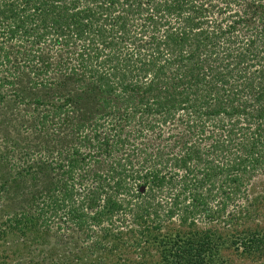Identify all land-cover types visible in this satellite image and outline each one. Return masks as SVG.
Segmentation results:
<instances>
[{
  "label": "trees",
  "instance_id": "1",
  "mask_svg": "<svg viewBox=\"0 0 264 264\" xmlns=\"http://www.w3.org/2000/svg\"><path fill=\"white\" fill-rule=\"evenodd\" d=\"M218 1L224 7L210 0H0V117L27 141L6 180L11 186L0 183V193L18 198L8 225L48 229L54 218L63 236L80 238L78 249L118 264L111 253L131 248L130 236L141 243L161 219L212 217L207 189L206 196L196 190L205 180L231 170L232 182L259 168L264 174V0ZM228 1L241 10L211 24L210 13L221 17ZM36 89H45L41 97ZM127 109L140 135L186 129L192 136L205 119L206 134L199 121L200 138L183 153L155 145L149 152L157 160L149 162L136 146L124 154L133 133L124 128ZM192 160L202 162L200 180ZM155 186L173 190L164 204ZM221 194L223 208L230 191ZM210 234L206 248L217 251ZM254 238L243 250L264 247L263 234ZM199 255L182 264H205Z\"/></svg>",
  "mask_w": 264,
  "mask_h": 264
},
{
  "label": "rangeland",
  "instance_id": "2",
  "mask_svg": "<svg viewBox=\"0 0 264 264\" xmlns=\"http://www.w3.org/2000/svg\"><path fill=\"white\" fill-rule=\"evenodd\" d=\"M210 2H217V4H219L218 6L224 7V3H221V1L210 0ZM227 4L230 5H228L227 10H224L221 17L218 14L213 15L210 13L211 18L209 16L210 19L208 18V21L211 20V24L220 20H223L224 24L228 20L230 13L234 10H241L239 5L231 1H228ZM243 28L244 27H241V33L239 32V34H243ZM249 33L250 32L247 31V34ZM240 40L241 42H239V44H233L235 50H238L236 46L240 48L245 41L244 38ZM70 63L75 64V59H70ZM48 76L52 77L53 74L49 73ZM36 90V94L41 97L45 89ZM196 98H199L198 95H196ZM200 98L202 99L203 97L201 96ZM201 99H198V101H201ZM126 112L129 114V109H127ZM135 115H137L136 112ZM2 119L3 118L0 117V183L5 182L4 188L8 189L12 183L6 180H8L7 178L9 176L11 177L15 166L20 164V155H22L21 152L24 150L27 141H24L22 138L23 142L19 136L13 135L12 127H14V124L12 120L4 123ZM223 119L225 120V117H223ZM125 120L130 122H127L128 124L124 128H126L127 131H133V133L128 134L126 144L123 145L125 149L124 154L126 152H136L140 157L146 155L148 161L153 163L157 160L158 154H152L149 151H153L155 145H162L166 150L167 146L175 144L176 147H174V152L179 150L178 152L183 153L191 140L194 141L199 139V134H206V123H203L206 122V119L205 121H196L197 125L193 129L194 134L192 136L185 132L186 129L179 132L177 131L176 133H174L173 129L164 130L160 136H156L154 133L155 131H151L149 136L140 135L138 131H135L137 130L136 124L132 122L130 114L129 117H125ZM199 121L203 123V132L199 133L197 136L195 134ZM124 133L123 131L121 135L122 140H124ZM240 133L239 131L237 140L242 138ZM202 141L203 140L198 142V148L206 147V140L204 142ZM165 145L167 146L165 147ZM133 146H136L135 152L132 151ZM143 148L145 150H143ZM200 150L202 149L200 148ZM139 156H134L132 158L138 159ZM200 157L206 162V155ZM207 158L211 157L209 156ZM213 162L219 164L220 159L213 157ZM189 163H193L194 178L200 180L202 173L198 168L202 166V162L198 163V161L194 162V160H192ZM260 169L261 168L250 172L247 177L241 176L236 182L229 181V178L234 175V170H231L228 174L223 171L219 177H215L213 183L206 182L205 180V183L196 190L200 192L201 195L206 196L207 189L209 198L208 209L211 213H214L210 214L212 217L205 216L202 212L200 216H192V223L188 221L181 222L178 214L172 218V223H165V220L161 219V226L158 230L156 228H149L145 238H143V242L142 239L140 240L141 243H131L136 235H133L134 237H128L126 241L132 244L131 248L130 246H122V249H125L118 253L114 250L111 253V255L113 253L115 254L113 260H115V258L117 259L116 255L118 254L120 259L118 264H133V262H138L139 264H176L178 258L181 260L182 264V259L185 257H191V260L194 262V258L196 257L194 255L200 253L205 264H226L220 263L219 258L222 256L229 259H227L229 264L264 263V253L259 254L264 252V247H260L261 244L252 252L243 250V247L247 248L248 244H253L255 240L254 236L264 235V174H260ZM165 170H168V168ZM177 171L179 173L182 172L180 170ZM179 173H177V176H179ZM224 179L226 182H224L220 188L218 184ZM210 186L211 188H209ZM27 188L30 187L27 186ZM151 188L154 189L155 200L163 204L164 201L167 200L166 197L168 194L171 196L173 192V190L171 191L164 186H155ZM221 190L230 191V200L223 208L219 205V202L223 199ZM146 191L148 193L149 189H146ZM6 194H8L7 197L5 196ZM126 197L134 200L135 194L127 193ZM150 200L151 198L149 201ZM17 201L18 198L14 195L12 190H6L0 193V230H3V232L0 231V264L101 263L98 260L97 252H92L90 254L86 250L78 249L80 238H73V236H75L74 233H72L71 237L63 236L62 232L65 230L62 229V225H58L59 223L54 218L51 219L50 222H47L48 229L46 225H42L31 229L25 228L23 230H18L12 225H8L6 221L7 218L13 217V214L18 211L19 204L16 203ZM168 202L169 201H167V203ZM215 208H217L218 211L212 212ZM160 218H163L162 211L160 213ZM134 226L135 225H131V228ZM206 233H211V236L214 235L213 237L217 240V246L219 247L217 251L213 250V247L211 248V252L209 248H206Z\"/></svg>",
  "mask_w": 264,
  "mask_h": 264
}]
</instances>
